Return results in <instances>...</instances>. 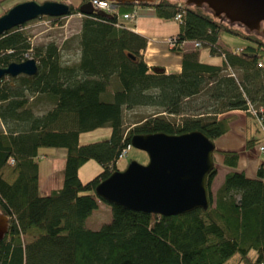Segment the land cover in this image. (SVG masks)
<instances>
[{
    "label": "trees",
    "instance_id": "16d2710c",
    "mask_svg": "<svg viewBox=\"0 0 264 264\" xmlns=\"http://www.w3.org/2000/svg\"><path fill=\"white\" fill-rule=\"evenodd\" d=\"M148 5L163 19L179 12L176 43L198 40L221 62L199 60L196 47L181 52L178 70L148 65L142 55L146 37L115 25L114 14L82 15L71 61L53 41L32 45L25 22L0 34V66L25 59V53L38 65L33 75L0 79V211L7 216L0 264H224L232 258L235 264H264V161L252 177L227 170L212 192L213 164L207 206L177 214L132 210L94 193L99 180L119 169L118 154L134 133L196 129L214 139L228 129L229 118L221 113L246 110L248 102L264 109V35L182 0ZM70 6L69 13L77 11ZM116 7L126 11L132 4ZM221 30L250 42L223 48L216 43ZM139 106L152 109L125 114ZM101 126L109 127L105 138L78 142L79 132ZM41 146L66 149L61 185L47 194L37 181ZM218 152L223 164L236 165L237 150ZM88 159L100 170L81 181L77 169ZM99 200L108 204L110 218L89 228L84 220Z\"/></svg>",
    "mask_w": 264,
    "mask_h": 264
},
{
    "label": "water",
    "instance_id": "95a60500",
    "mask_svg": "<svg viewBox=\"0 0 264 264\" xmlns=\"http://www.w3.org/2000/svg\"><path fill=\"white\" fill-rule=\"evenodd\" d=\"M121 3L153 4L158 0H111ZM186 5L203 6L211 16L236 23L247 31L264 35V0H182ZM71 3L62 0H22L0 13V34L30 19L47 15L57 17L71 11ZM77 11L83 15H111L94 9L88 0ZM37 61L28 56L0 66L5 75H33ZM129 145L146 154V161L129 159L99 180L94 193L108 203L159 215L189 211L208 204L206 177L214 164L212 139L199 130L180 133L153 131L134 133ZM7 229V216L0 211V239Z\"/></svg>",
    "mask_w": 264,
    "mask_h": 264
},
{
    "label": "rangeland",
    "instance_id": "374dc122",
    "mask_svg": "<svg viewBox=\"0 0 264 264\" xmlns=\"http://www.w3.org/2000/svg\"><path fill=\"white\" fill-rule=\"evenodd\" d=\"M22 0H1L0 1V13L3 10H6L8 7L13 5L16 2H19ZM41 1V0H38ZM70 2V0H66ZM78 1V0H77ZM71 3L72 5L76 4ZM83 14L76 12H71L66 15L57 16V17H36L33 19H30L28 21H25V23L22 25V29L27 33L29 41L32 45L36 44H43L49 41H53L57 46L60 47V52L62 54L63 59H67L68 61H71L75 59L77 53H76V36L79 31L80 26V19ZM127 25V24H125ZM128 26V25H127ZM220 38L224 42H228L227 44H230L232 47L240 45V44H249L250 41H248L246 38H243L237 34H233L224 30H221L219 32ZM167 49H172L170 46L166 44ZM200 54H199V60L204 62H220V56L218 54H208L209 47L207 45L199 46ZM26 57L30 56L28 53H25ZM262 61H264V56L262 58ZM110 89V87H108ZM40 102L35 106L37 108L38 106H45V103ZM152 108L151 107H134L132 110H127L125 114H132V113H142V112H148ZM246 117V123L253 124L255 119L253 116L248 115ZM103 128H93L86 131H81L78 134V142L79 143H85L93 140H98L101 138H105L108 134L107 132H103ZM244 125H238V122L235 121L233 126L230 129V132L223 136V139L225 144L228 146L227 149H234L238 152V160L237 164L233 167H230L231 169H242L244 173L247 176H254L255 170L257 167V164L259 162L264 161V153L259 150V144L263 143V136L262 133L258 130V132L255 133L254 139H256L255 142L252 144L246 146L245 142L247 139H249V136L245 137V133H247ZM258 136V137H256ZM261 136V138L259 137ZM215 137L212 139V142L216 141ZM216 143V142H215ZM219 142L215 145V151L213 152V158H214V164L218 166L220 163V156L219 150ZM129 159H135L139 162H145L146 161V154L144 151L137 149L131 145H129L124 154L119 157L116 160V166L117 168L121 169L125 166L127 161ZM89 162H86V166L80 171V180L85 181L89 178H91L93 175H95L98 171L94 169V166L89 168L88 163H97L93 159H89ZM88 167V168H87ZM220 173L218 172L213 180V184L216 185L218 180L220 179ZM212 186V184H211ZM97 213V212H95ZM109 214V212H107ZM101 219H85L84 224L85 226L89 228H98L101 224L104 222H107L110 218V216L105 215L101 216ZM249 257L253 256V251H249ZM226 264H235L233 262H227ZM239 264H249L247 262H240Z\"/></svg>",
    "mask_w": 264,
    "mask_h": 264
},
{
    "label": "crops",
    "instance_id": "0c3cea01",
    "mask_svg": "<svg viewBox=\"0 0 264 264\" xmlns=\"http://www.w3.org/2000/svg\"><path fill=\"white\" fill-rule=\"evenodd\" d=\"M125 23L128 25L129 29L137 33H140L141 35L146 37V44H145V47L142 49V55L146 63L148 65H160L164 68L166 72L171 71V70H178L180 68L179 61H180L181 52L193 50L195 48L192 45L191 40H186L184 41L180 50L167 49L164 43V39L168 35L177 33L178 31L177 21L173 19H163V18H159L155 16L152 11V8L148 5L137 4L136 15L134 19L131 21H125ZM216 43L223 48H229V49L231 48L237 49L244 45V44H240V45L232 47L230 44H227L228 43L227 41L224 42L221 40L220 34H218ZM207 52L208 54H211L209 50ZM197 53H198V58H199V54H200L199 47L197 48ZM220 62H221V56H220ZM220 62H216V63L208 62V63L219 64ZM262 64L264 66V61H262ZM221 115H227V117L229 118V123H228V129L223 134L217 136L216 138L215 142L220 143L218 146L220 147L219 150H224L228 148V146L225 144L226 141H224L223 136H225L226 134L230 132V129L233 126L235 121L238 122V125H244L246 131L248 130V132L245 133V137L249 136V139L251 138L254 139V135L256 132H258V128H257L255 121L253 122L252 125L251 124L248 125L246 123L245 116L249 115L248 112H246V110L235 108V109L227 110L221 113ZM0 127L2 128L1 122H0ZM100 128L104 129L103 131L104 133L105 132H107V134L109 133L108 126H101ZM259 137L261 138V136ZM215 142H213L214 147L216 145ZM65 153H66V149L65 147H62V146L38 147L37 149V158H38L37 159V164H38L37 181H38V187H39L40 193L47 194L49 193L50 190L60 187L61 182H62L63 163H64ZM219 156H220V159H219L220 163L218 164V166H216L215 164L214 165L216 167V174L219 172L221 178L218 180L216 185L213 184L214 178L212 179V182H211L212 186H210V189L212 192L216 189V187L222 181L224 173L227 170L231 169L230 168L231 166L223 164L222 155L220 153H219ZM88 160L83 162L78 167L77 169L78 176L80 175V171L84 168L82 166H86L84 164H86V162H89ZM213 161H214V158H213ZM88 164H89L88 165L89 168L94 166V169H96V171H98L100 168V165L98 163L91 162ZM107 212H109L108 204L99 200L97 208L94 209L92 213L89 216H87L85 219H101L102 218L101 216H103L104 218L105 215L107 216L109 215L107 214ZM234 261H235V258L234 259L232 258L226 261L224 264H226L227 262L234 263Z\"/></svg>",
    "mask_w": 264,
    "mask_h": 264
},
{
    "label": "built area",
    "instance_id": "2783aa9c",
    "mask_svg": "<svg viewBox=\"0 0 264 264\" xmlns=\"http://www.w3.org/2000/svg\"><path fill=\"white\" fill-rule=\"evenodd\" d=\"M89 2H90V5L94 9H101L104 12L109 13L111 15L114 14L115 20L113 23L115 25H125L126 24L125 21L133 20L135 15H136L137 4L132 5V7L129 10L118 11L116 4L114 2H112L111 0H89ZM173 19L175 21H178L180 19V13L176 12ZM184 41L185 40L176 43V35L175 34L168 35L164 39L165 45L167 44L171 48L174 45H178V47H181L183 45ZM191 41H192V45L194 47H197L200 45V42L198 40L193 39ZM246 111L251 116H253V118L255 119V123L257 125V128L262 133L263 140H264V109L261 106L255 107L253 104L248 102ZM126 148L127 147L121 149L120 153L118 154V158L124 154ZM259 150L264 152V142L259 144Z\"/></svg>",
    "mask_w": 264,
    "mask_h": 264
},
{
    "label": "bare ground",
    "instance_id": "6f19581e",
    "mask_svg": "<svg viewBox=\"0 0 264 264\" xmlns=\"http://www.w3.org/2000/svg\"><path fill=\"white\" fill-rule=\"evenodd\" d=\"M77 0H70L71 3H75Z\"/></svg>",
    "mask_w": 264,
    "mask_h": 264
},
{
    "label": "flooded vegetation",
    "instance_id": "af4514ba",
    "mask_svg": "<svg viewBox=\"0 0 264 264\" xmlns=\"http://www.w3.org/2000/svg\"><path fill=\"white\" fill-rule=\"evenodd\" d=\"M0 1H1V0H0ZM79 1H81V0H79ZM70 8H71V6H70ZM3 11H4V10H3ZM3 11H2V12H3ZM2 12H1V13H2Z\"/></svg>",
    "mask_w": 264,
    "mask_h": 264
}]
</instances>
